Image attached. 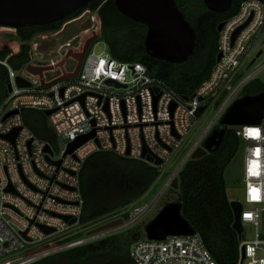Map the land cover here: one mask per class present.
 <instances>
[{"label":"built area","instance_id":"built-area-1","mask_svg":"<svg viewBox=\"0 0 264 264\" xmlns=\"http://www.w3.org/2000/svg\"><path fill=\"white\" fill-rule=\"evenodd\" d=\"M97 16V10L84 9L58 30L35 35L29 42V61L18 69L7 64V57L0 60L7 68L10 87L0 103V264H29L86 241L67 238L73 234L69 232L79 233L82 227L78 223L83 205L79 174L85 159L95 152L112 151L143 160L159 168L157 178L162 166L180 153L174 173L166 181L172 187L183 164L203 146L242 90L264 74V0H241L236 13L222 22L219 30V61L190 97L179 96L140 62L118 60L108 50L104 55L90 51L94 41L84 54L77 76L59 79L63 72L56 65L61 60H65L66 73H72L77 65V60L69 57L74 64L66 68L68 51L81 52L87 38L100 36V21L99 32L93 22ZM76 21L81 26L90 21V26L71 37V42H60L48 56H42L34 38L56 36ZM7 28L3 32L15 36V47L9 48L13 54L19 50L20 41L16 39V28ZM28 65L52 66L57 72L53 78L44 79V74H31ZM17 77L29 85L19 86ZM208 109L207 122L190 139ZM24 110H49L52 137L61 147L37 135L24 121ZM232 127L244 144L240 222L242 228L248 223L254 229L247 239H240L243 229L238 235L236 264H264V122L262 119L258 124ZM16 129L11 140L7 135ZM250 129L258 134L249 135ZM91 132L90 138L66 153L69 143ZM144 150L161 163L147 161L142 156ZM253 164L257 166L256 174L250 172ZM252 188L258 190V198H253ZM149 208L150 203L143 204L135 209L134 218L101 230V235L120 231L114 228L133 223ZM64 216L75 221L69 223ZM42 227L52 231L46 233ZM129 255L134 264H217L195 232L163 239L144 235L131 244Z\"/></svg>","mask_w":264,"mask_h":264},{"label":"trees","instance_id":"trees-1","mask_svg":"<svg viewBox=\"0 0 264 264\" xmlns=\"http://www.w3.org/2000/svg\"><path fill=\"white\" fill-rule=\"evenodd\" d=\"M174 2L195 34L192 53L183 62L172 63L150 57L144 47L146 25L120 13L114 0H93L62 20L16 28L19 50L10 54L9 48L0 49V60L7 57V64L12 69L20 68L29 61V42L35 35L58 30L65 21L78 16L84 9L97 10L100 36L96 40L103 41L113 57L144 64L152 75L164 80L179 96L190 97L209 76L216 62L218 25L236 13L241 0H232L225 12L209 10L203 0ZM1 30L8 28L2 27ZM8 83L7 68L0 63V103L8 93ZM260 92H264V80L255 79L242 90L241 96ZM22 116L37 135L52 138V133L43 126L45 115L42 112L24 110ZM218 127H221L219 123L214 128ZM240 144L233 127L226 126L219 145L199 158H189L177 175L176 202L180 204V215L201 237L217 264H236L237 259L239 236L232 228L233 212L226 193L224 171ZM158 174V167L112 151L89 155L79 174L83 205L78 223L84 226L127 208L152 187ZM128 215V212L123 213L124 220ZM78 236L80 233L67 240ZM140 237L138 230L129 227L29 264H134L129 249Z\"/></svg>","mask_w":264,"mask_h":264},{"label":"water","instance_id":"water-1","mask_svg":"<svg viewBox=\"0 0 264 264\" xmlns=\"http://www.w3.org/2000/svg\"><path fill=\"white\" fill-rule=\"evenodd\" d=\"M93 0H0V27L20 26H39L53 23L64 19L73 14L78 9L83 8L87 3ZM232 0H203L204 5L214 12H225L231 5ZM114 3L120 13L133 21L146 25L147 30L144 37V47L146 53L156 59L172 63L183 62L191 53L194 47L195 34L190 24L185 20L182 13L178 10L174 0H114ZM90 26V21L82 24V28ZM222 23L217 27L221 29ZM237 29L232 36L235 37ZM97 39L93 34L87 38L81 52L68 51L66 57H72L77 60V65L72 73H66L63 69L65 60H61L56 66L59 67L63 75L59 79L75 78L78 74L84 54L90 44ZM260 53V52H259ZM258 53V54H259ZM221 53L218 52L216 61H219ZM52 69V66H35L28 65L27 70L33 74L42 77L45 71ZM264 80V74L261 77ZM16 82L19 86H28L29 83L24 79L17 77ZM115 83L113 80H109ZM10 87L8 86V91ZM187 98V97H184ZM174 108V104L171 109ZM204 107H200L196 113L201 114ZM11 113V112H10ZM8 113L7 115H9ZM45 116L50 114L49 110L43 112ZM264 117V92L255 95H243L236 99L227 109L220 119L221 127L212 130L210 135L205 139L203 146L195 150L192 158H199L205 153L214 150L220 143L226 126H237L245 124H258ZM18 129L7 135L11 140ZM93 132L80 136L75 141L69 143L66 153H71L85 140L90 138ZM48 150V147L46 148ZM142 156L149 162L158 165L160 159H154L150 155ZM128 154V150L126 151ZM178 186V180L175 179L172 187ZM233 212L232 228L237 235L242 232L240 222L241 204L238 201H230ZM180 204L169 202L165 204L157 214L145 225V235L150 239H163L167 235H180L193 233L192 228L180 215ZM69 223L75 221L64 216ZM121 219L111 221L103 225L100 230L108 229L119 225ZM46 233L52 231L50 228L42 227Z\"/></svg>","mask_w":264,"mask_h":264},{"label":"rangeland","instance_id":"rangeland-1","mask_svg":"<svg viewBox=\"0 0 264 264\" xmlns=\"http://www.w3.org/2000/svg\"><path fill=\"white\" fill-rule=\"evenodd\" d=\"M94 24L96 23V30L99 32L98 24H99V18L96 17V20L93 21ZM4 27V26H2ZM84 28L80 25L79 21L72 22L69 25H67L63 32L56 36H50L46 40H41L40 38H34V41L38 42V51L42 54V56L46 57L48 56V52L50 50H53L56 45L60 42L69 41L71 42V37L78 36L81 32H83ZM4 31V30H3ZM0 30V49L1 48H11L13 49L15 47V44L13 43V38L15 36L11 33H6ZM33 41V39H32ZM90 51L95 52L96 54H105L107 52L106 44L101 40H95L90 48ZM255 53H252V55ZM74 61L73 59L68 58L66 60V68H70L73 66ZM57 72L56 69H52L49 71H46L44 73V79H51L55 76V73ZM209 118V109L206 111V113L200 118V120L196 123L193 131L190 134V139L194 138L196 133L201 130V128L205 125ZM43 123V122H42ZM40 126V124H38ZM43 126L52 133V127L49 122V119L47 116H45V121ZM40 131V130H39ZM46 140L50 141L52 144L57 146L58 148L61 147V143L57 140H54V138L51 136L50 138H45ZM183 148H181V151ZM180 153H177L174 158H172L168 163L164 164L161 168V174L155 181V183L152 185V187L148 190V192L143 195L139 200L135 201L134 203L130 204L127 208L118 210L115 212H112L111 214L93 222L87 225L82 226L78 232L80 233V236L77 238L86 239L84 243H91L95 240H98L104 236L101 235V228L103 225L117 220L121 219L124 221L123 213L128 212V218L131 219L134 218L136 215L135 209L142 206L143 204H149L150 208L143 213L141 216L137 218L133 223L127 222L129 225L116 227L114 230H123L124 228L132 227L139 231V234L141 236L145 235L144 232V224L152 219L157 212L166 204L169 202H176L178 190L177 187L173 188L170 184H166V181L168 178L174 173L175 166L178 163L180 159ZM243 159H244V144L241 142L239 149L234 156V158L231 160V162L228 164L224 171V179L226 183V193L230 201H238L243 203ZM128 219V220H129ZM136 219V218H135ZM254 229L253 227L248 224H243V232L240 236V239H247L249 238ZM103 232V231H102ZM259 232L261 233V227H259ZM75 235L77 232L74 230L73 232H69L68 234ZM96 237V238H95Z\"/></svg>","mask_w":264,"mask_h":264},{"label":"snow or ice","instance_id":"snow-or-ice-1","mask_svg":"<svg viewBox=\"0 0 264 264\" xmlns=\"http://www.w3.org/2000/svg\"><path fill=\"white\" fill-rule=\"evenodd\" d=\"M258 134V131L256 129H250L249 130V135H257ZM257 166L255 164H253L252 168H250V172H253V174H256L254 172V169L256 168ZM251 192L253 194V198H258V190L255 189V188H252L251 189Z\"/></svg>","mask_w":264,"mask_h":264},{"label":"crops","instance_id":"crops-1","mask_svg":"<svg viewBox=\"0 0 264 264\" xmlns=\"http://www.w3.org/2000/svg\"><path fill=\"white\" fill-rule=\"evenodd\" d=\"M228 197V196H227ZM229 199V198H228Z\"/></svg>","mask_w":264,"mask_h":264}]
</instances>
